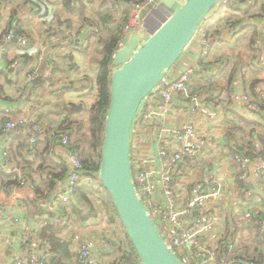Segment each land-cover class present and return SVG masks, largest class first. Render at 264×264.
Returning a JSON list of instances; mask_svg holds the SVG:
<instances>
[{
	"label": "crops",
	"instance_id": "0c3cea01",
	"mask_svg": "<svg viewBox=\"0 0 264 264\" xmlns=\"http://www.w3.org/2000/svg\"><path fill=\"white\" fill-rule=\"evenodd\" d=\"M23 1H17L19 3H17L16 13L14 12L16 8L14 2L10 0H7L6 3L0 2V36L7 30L17 27L19 35L30 43V47L27 49L11 46L4 53L0 50V69L6 70L4 75H0V86L4 89V99L0 102V109L6 107L17 109L29 119L40 124L45 130L43 140L51 141L49 142L51 148L49 158H56L60 153L67 155V150L61 147L60 141L54 143L51 135L52 131L57 130L65 120L69 106L84 102L90 107L96 101L97 93L96 91L90 92V89L95 84L99 53L102 50L98 38L108 36V33L104 31L105 27L100 17L107 18L112 28H120L123 31L128 15V6L126 0H88L86 9L82 12L77 8L79 4L76 2L73 10L78 14H73L62 4L61 0H25L27 1L26 5ZM165 1L167 0H158V5L146 18L142 34L143 40L148 39L173 14L175 9H169ZM232 16L238 15L229 14L226 18ZM247 23L257 28L259 33L257 42L261 43L260 47L263 46L261 49L264 56V18H250L247 19ZM242 26H238L236 20L233 25L223 23L219 35L211 37L213 47L208 58H200L198 49L190 48L182 55L180 63L175 67V73H178L182 67L181 63L188 60L194 61L202 65L209 75L211 74L210 82L213 83V87L218 86L221 89L216 90L211 87V92L202 95L203 103L217 113L215 118L192 116L186 105L181 104L178 108L173 109L169 119L168 124L172 129H178L188 119L194 120L197 122L199 137L206 141V148L198 154L193 163L186 162L183 165L186 171H184V179L180 181V184L182 191L185 190L184 193L187 192L186 184L199 178L194 176L197 171L201 178L203 174L207 176V178L203 177L204 181L200 179L203 188L209 189L212 186V180L215 179L223 185V192L228 196L225 191L226 186L222 183L221 163L226 162L225 164L233 168V161H231L233 159L228 156L229 149L248 130L249 123L253 119H258L256 115L239 121L235 119L245 110V106L235 101L234 94L243 91L242 83H246L243 81L244 73L253 61L252 53L249 50L252 31L244 30ZM95 31L99 35L94 36L93 32ZM69 33L75 34L74 39L69 37ZM72 41L78 44L77 47L71 45ZM0 49H2L1 46ZM95 49H98L96 50L97 54H94ZM15 62L18 63V66L12 69ZM20 67H23L24 71ZM28 71L35 72L38 77H41L40 81L33 82L28 86L29 91L25 89L26 82L23 81L24 75ZM233 71H235L236 79L230 85ZM21 78L22 83H20ZM200 78L201 76L195 77L191 88ZM263 79L264 73L255 95L252 96V100L254 99L258 103L257 105L264 100ZM251 80L252 78L248 79V83ZM229 87L234 88L232 97L228 95ZM158 127L156 126V130ZM262 129L261 132L264 135V123ZM21 136L25 138V135L21 133L19 139ZM8 139L6 141L0 138V162L4 147H8L14 141L11 138ZM252 142L255 150L260 152L262 144L258 139ZM43 144L45 147L47 143L44 141ZM244 144H247V139L241 145ZM188 163L194 164V167H187ZM262 164H264V156L257 157L251 163L249 187L245 190L244 195H241V192L235 187L233 179L235 173L231 174L232 179L228 177L232 190L238 191L245 203L250 200L247 196L254 198V194L264 198V181L255 174ZM221 201H223L222 198ZM205 210L204 208L206 214ZM97 214L86 224L76 222L74 226L64 229H78L77 232L72 233V236L76 240H81V243L80 241L76 242V246L79 245L78 248L70 249L68 252L65 249L67 244L62 245L63 241L57 239L62 233L49 235L47 220L39 216L40 214L35 208L18 202L5 203L0 209V264H17L20 259H28L33 244L37 245L39 252L49 255L48 264H55L57 259H63L66 264H78L81 244L93 240L99 241L101 237H107L110 241H114V227L108 224L106 212L103 209H98ZM248 214L251 216V222L246 226L248 228L247 235H244V230L242 231L237 224L235 214L232 216L234 225L231 226L227 221L226 228L232 230L231 237L235 231H238L235 238H241L242 241H245L244 245L251 247L257 243L254 219L258 216L263 217L264 210L261 213L252 210ZM200 216L203 217V215ZM260 217L259 221L262 219ZM196 219H199V215ZM252 229L254 230L252 231ZM221 232L222 228L218 226L215 234ZM97 253L101 264H115L117 261L116 250L97 251Z\"/></svg>",
	"mask_w": 264,
	"mask_h": 264
},
{
	"label": "built area",
	"instance_id": "2783aa9c",
	"mask_svg": "<svg viewBox=\"0 0 264 264\" xmlns=\"http://www.w3.org/2000/svg\"><path fill=\"white\" fill-rule=\"evenodd\" d=\"M233 1L221 0L212 13H218ZM175 2L176 6L180 7L185 0ZM126 4L128 15L123 28L121 48L132 36L142 37L146 18L154 11L158 0H126ZM208 25L207 18L182 55L193 48L198 49L200 58L206 59L210 56L213 41L208 36ZM10 43L26 46L28 41L18 36L14 30H8L0 37L2 53L7 51L6 46ZM260 46L261 43L257 42L256 48ZM259 64L264 67V56L259 58ZM181 65L178 73H175V68L167 72L162 83L143 101L133 123L131 145L133 143L134 150L131 153L130 172L138 199L167 247L183 264H257L237 259L235 254L237 244L231 239L230 232L222 230L220 234H215L219 220L213 212L214 209H218L223 196V185L219 181L213 179L212 186L205 189L200 180H193L186 184V193L181 189L180 181L184 179L186 171L184 163H193L198 154L206 148V141L199 137L197 122L194 120L188 119L178 129H172L168 124L172 111L183 104L190 110L192 116H206L211 119L217 116L216 112L203 103L202 95L190 91L195 77L202 76L204 67L190 60ZM17 66L18 63L15 62L11 68ZM37 77L38 75L32 71L24 75L23 81L26 82L27 91L28 86ZM262 81L264 82V79ZM234 99L245 106L239 120L251 115L255 117L260 111L258 103L243 91L236 92ZM156 126H159L157 130ZM21 133L25 135L30 148L35 147L45 137L43 127L22 112L10 107L0 109V138L19 139ZM69 143L70 137L64 135L61 145L65 148ZM67 156L71 172L64 181L35 187L23 180L19 188L10 193L0 194V209L7 202L29 201L40 205L45 211H52V199L65 200L78 191L92 189L105 193L100 172L88 173L76 153L67 152ZM234 160L239 165L241 180L249 183V168L254 159L236 154ZM192 163H188L187 167L193 168ZM13 168L12 155L7 147H4L0 171L8 173ZM255 174L264 181V164L255 171ZM204 208L212 215L205 214ZM198 215L199 219H196ZM258 230L264 236V216L258 223ZM97 251H113L110 239L101 237L99 241L84 243L79 249L78 264H101ZM48 263L49 255L39 252L36 244H33L28 259L17 261V264ZM126 264L144 263L138 256L130 254Z\"/></svg>",
	"mask_w": 264,
	"mask_h": 264
},
{
	"label": "trees",
	"instance_id": "16d2710c",
	"mask_svg": "<svg viewBox=\"0 0 264 264\" xmlns=\"http://www.w3.org/2000/svg\"><path fill=\"white\" fill-rule=\"evenodd\" d=\"M7 2V0H0V2ZM15 3V10L17 11L18 0H10ZM23 1V0H21ZM62 4L70 10L73 14H78L74 11L75 3L77 2L79 6L77 8L82 12L86 9L88 0H61ZM142 1V0H135ZM24 4H27V1ZM2 4V3H1ZM79 12V15H81ZM229 14H237L238 16H232L226 18ZM226 18V19H225ZM262 19L264 18V0H234L229 5L225 6L218 13H212L209 19V25L207 27L209 38H214L219 35L220 27L223 23L226 25H233L234 20L237 21L238 26L243 25L244 30L252 31V36L250 39L249 50L252 53V63L248 66L246 73H244L242 83L243 93L252 98L255 95L256 90L261 81V77L264 73V67L259 64V58L263 56L262 47L256 48L258 40V30L256 27L247 23V19ZM104 28V31L108 33L107 37H100L99 42L102 46V50L99 53L100 58L98 62V69L95 78V84L90 89V92L96 91L97 97L94 104L88 107L84 102L79 104H71L65 115V120L62 122L61 126L52 131L53 142L62 141L64 135L70 137V143L66 148L67 152H72L78 154L80 160L82 161L85 170L90 173H98L101 169L102 164V147L105 138V128L106 119L110 109L111 98H112V74L114 72V56L116 52L121 48V43L123 39L122 29H114L111 27L110 21L101 16L100 17ZM127 22V18L125 24ZM124 24V26H125ZM236 24V23H235ZM123 26V28H124ZM14 28V29H13ZM9 30H14L18 36L17 27H13ZM8 31V30H7ZM6 31V32H7ZM5 32V33H6ZM4 34V33H3ZM2 34V35H3ZM94 36L99 35L98 32H93ZM1 37V36H0ZM28 41V40H27ZM73 47H77L75 41L71 42ZM19 47V49H27L30 47L28 42L26 46H20L17 43H10L6 46L9 47ZM179 63V62H178ZM177 63V64H178ZM177 66V65H176ZM175 66V67H176ZM23 70V67H20ZM24 71V70H23ZM6 70H0V75H4ZM26 73H29L26 72ZM250 74V75H249ZM252 78L250 83L248 79ZM236 79L235 71L230 77L229 84L232 85ZM211 81V74L207 70H204L200 79H197L195 85L190 89L194 94L205 95V93L211 92L210 88L213 87ZM208 84V86H206ZM216 90L220 87H213ZM2 91V98L0 102L4 99V89L0 86ZM213 90V89H212ZM232 92L234 93V88L228 89V95L232 97ZM220 97V96H219ZM218 103V102H217ZM260 111L257 113L258 119H253L249 123V128L240 137L235 145L229 149L228 156L231 157L233 161L232 166L235 168V174L233 176L235 187L241 195L245 194V190L248 189V183L241 180V172L239 171V165L234 160L236 154L246 155L252 159H256L259 156H264V135L262 134V127L264 123V100L259 103ZM242 117V113L238 114L235 119L239 120ZM133 134V131H132ZM11 137V136H10ZM8 141V137L2 138ZM247 139V144L241 145L242 142ZM258 139L262 144V150L257 152L255 147H253V140ZM7 149L12 155V162L14 168L12 171L4 172L0 171V194L10 193L15 188L21 186V182L25 180L29 185L38 187L42 185H53L60 181H64L66 177L71 172V167L68 161V156L65 154H59L56 158H49L51 148L49 147L50 140L40 141L35 147L30 148L26 142V139L22 136L20 139H13ZM240 140V141H239ZM47 144L44 147L43 142ZM61 147H63L61 145ZM133 143L131 145V153L133 149ZM65 150V151H66ZM133 161V156H132ZM205 177L206 175H202ZM203 177L197 178V180H203ZM207 178V176L205 177ZM105 193L99 192L95 189L88 191H78L77 193L67 197L65 200L52 199V211H45L40 205L36 203H31L29 201H21L22 204H28L35 208L39 216L45 218L48 223L49 231L52 234L58 235L62 233V230L74 226L76 222L80 224H86L91 219H94L98 215V209H103L107 216V222L114 227L113 237L114 241L112 243L113 250L117 251V261L115 264H126L127 259L130 254L138 256L137 252L129 239L126 229L122 224L117 210L114 207L113 200L110 194L106 191ZM258 216L254 219V224L256 226V239L257 243H254L251 247L244 245L245 241L241 238H235V231L231 239L237 244L236 256L237 259L245 261H253L257 264H264V236L258 230ZM263 218L262 216L260 219ZM254 229H252L253 231ZM48 231V232H49ZM55 264H66L63 259H57Z\"/></svg>",
	"mask_w": 264,
	"mask_h": 264
},
{
	"label": "water",
	"instance_id": "95a60500",
	"mask_svg": "<svg viewBox=\"0 0 264 264\" xmlns=\"http://www.w3.org/2000/svg\"><path fill=\"white\" fill-rule=\"evenodd\" d=\"M221 0H185L151 36L130 38L114 56L112 98L106 119L100 178L144 264H183L165 244L138 199L131 179L132 127L143 101L181 59L200 26ZM41 77L35 79V83Z\"/></svg>",
	"mask_w": 264,
	"mask_h": 264
},
{
	"label": "rangeland",
	"instance_id": "374dc122",
	"mask_svg": "<svg viewBox=\"0 0 264 264\" xmlns=\"http://www.w3.org/2000/svg\"><path fill=\"white\" fill-rule=\"evenodd\" d=\"M69 37L70 38L72 37L74 39L75 34L73 36L72 33H69ZM98 40H99V38H98ZM96 50H98V49L94 50V54H97ZM173 68H175V66ZM20 83H22V78L20 79ZM225 163H223V162L221 163V168H222L221 177L223 180L222 183L226 186L225 191H226V194L228 196H226L225 193L223 192V197H222L223 201L219 204L218 209H214L213 213H215L216 216L218 217V220H219L218 226H220L223 231L230 232V233L232 230L231 229L229 230L226 228L227 227V221L230 222L231 226L234 225V222H232V220H233L232 216H233V214H235L237 224L239 225L240 229H242V231L244 230V235H247L248 234V228H246V226H247V223L251 222V220H250L251 216L248 214V212L252 211V210H256V211H259L261 213L264 210V198L260 197L257 194H254V198L247 196L250 199V200H248L249 202H247V203L243 202L244 198H242L240 196V193L238 191L232 190V186L230 185V182L228 179V177L231 178V174L235 173V169L231 168L230 165H227ZM194 176L201 177L200 174L197 172ZM228 197H229V200H228ZM256 197H258V198H256ZM230 199H231V201H230ZM206 214L212 215L209 212H207ZM220 216H222V217H220ZM74 231L77 232L78 229L75 230L74 228H70L67 230H62V235L57 238L58 240L63 241V242H61L62 245H64V243L67 244V247L65 246V249L68 252H70V249L73 250V248L79 247V245L76 246V242L79 243V241H80V243H81L80 239L76 240V238L72 236V233H75ZM49 235H52V231H49ZM82 245L83 244H81L80 247Z\"/></svg>",
	"mask_w": 264,
	"mask_h": 264
}]
</instances>
